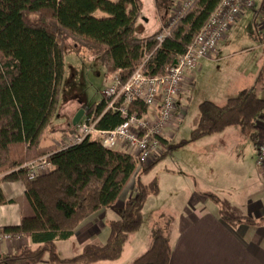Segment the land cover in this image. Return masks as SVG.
I'll use <instances>...</instances> for the list:
<instances>
[{
	"label": "trees",
	"instance_id": "16d2710c",
	"mask_svg": "<svg viewBox=\"0 0 264 264\" xmlns=\"http://www.w3.org/2000/svg\"><path fill=\"white\" fill-rule=\"evenodd\" d=\"M220 2L197 0L175 25L172 35L153 52L147 72L163 74L166 66L186 51ZM165 3L168 7L167 0ZM151 6L152 0H0V204L8 202L1 183L22 180L35 211L33 216L24 217L20 225L0 227V235H27L37 245L24 247L20 254L2 256L0 263L19 264L23 259L40 262L45 255L63 264L79 259L86 263L117 260L130 235L142 227L147 200L160 193V186L157 179L143 183L141 175L174 145L136 173L137 159L133 155L107 148L96 139L88 138L61 149L42 146V140L58 112L65 71V39L70 37L94 50L107 75L119 72L125 82L146 53H152L158 45L161 29L151 31L154 18L145 15ZM98 10L108 16L97 17ZM258 80H264V66ZM104 108L105 101L101 100L87 110L101 115ZM138 108L140 112L147 110L144 104ZM263 113L264 98L255 88L240 91L223 105L206 100L200 104V120L190 140L239 126L257 142V121ZM121 122L119 113L109 111L101 116L99 127L112 129ZM44 155H48L52 170L37 178L29 177L23 165ZM133 177L137 194L126 200L123 216L109 223L108 242L86 244L81 255L62 258L57 241L70 238L76 227L94 212L114 205ZM199 192L233 226L264 223V218L232 216L216 192ZM172 226L173 216L160 213L153 225L149 248L132 264H170Z\"/></svg>",
	"mask_w": 264,
	"mask_h": 264
},
{
	"label": "crops",
	"instance_id": "0c3cea01",
	"mask_svg": "<svg viewBox=\"0 0 264 264\" xmlns=\"http://www.w3.org/2000/svg\"><path fill=\"white\" fill-rule=\"evenodd\" d=\"M259 10L260 12H255V17L258 14L262 17L263 10ZM168 13L169 7L165 9V15ZM217 54L210 59H203L200 62L199 71L203 68V61H214ZM216 72L217 68L212 66V78ZM241 74L244 77L239 83L236 80L233 83L228 81L226 84L213 80L220 85L217 84L212 101L223 105L230 97L236 96L244 89L255 88L256 91V87L260 84L258 80L260 72L254 70L250 72V75H245L243 71ZM196 77L197 73L187 78L186 90L179 102L180 106H186V111L178 116L169 128L166 142L169 147L172 145L170 139L174 135V130L179 128L187 116L190 99L188 88L195 83ZM111 79L112 76H109L107 85ZM263 116L264 113L261 117ZM259 120L260 123H264L261 119ZM58 121H60L59 118ZM52 124L53 122L48 128ZM260 127L262 126L258 125L257 142H254L249 133L244 132L239 126H231L221 132L199 138V142L206 140L204 141L206 145L203 146L205 149L198 158L202 167L198 166L193 175L182 172L184 178H179L175 172L169 173L170 177L166 179V182L176 191L171 203L160 197L163 191V182L160 180V193L148 198L144 208V223L140 230L130 235L121 258L90 263H86L85 259H79L73 264H132L137 257L146 252L150 245L151 235L147 236L146 232L145 236L142 230L149 223L154 225L156 218L162 212L173 216L171 231L173 251L170 264H264V223L258 225L243 223L233 226L223 220L216 205L199 192L200 190L216 192L222 199L226 211L232 216H249L256 220L264 218V167L256 163ZM46 132L42 146L54 145L61 149L65 145L58 142L59 137L56 132L49 135ZM211 142L212 148H207ZM179 165L182 167L180 163ZM166 182L165 186L168 187ZM211 184L212 188L206 186ZM1 188L8 202L0 204V227L20 225L24 217L35 214L26 194V185L22 180L3 181ZM137 191L136 177H133L114 205L94 212L76 227L70 238L57 241L60 256L73 258L82 254L86 244H106L111 233L109 223L123 216L126 200L135 196ZM26 246L34 248L37 245L33 244L30 237L23 234L12 238L0 236V257L20 254ZM57 263L61 262H53L48 255H45L40 262L23 259L19 264Z\"/></svg>",
	"mask_w": 264,
	"mask_h": 264
},
{
	"label": "built area",
	"instance_id": "2783aa9c",
	"mask_svg": "<svg viewBox=\"0 0 264 264\" xmlns=\"http://www.w3.org/2000/svg\"><path fill=\"white\" fill-rule=\"evenodd\" d=\"M196 1L177 0L172 3L169 13L163 17L156 48L152 53H146L141 64L125 82L121 80L119 72L112 75L111 81L102 91L105 101L103 113L97 115L96 111L86 110L62 148L81 143L88 138L96 139L107 148L120 149L133 155L137 159L136 173L168 150V145L164 142H167L169 128L176 118L186 111V106H180L179 102L181 95L185 93L188 76L193 77L200 62L203 59H210L218 52L219 46L233 26L241 20L245 10L254 9L257 2V0H221L186 51L176 56L173 63L166 66L163 74H149L146 65L153 52L172 35L175 25ZM262 10L261 21L264 27V7ZM139 104L146 105L147 110L140 112ZM109 111L119 113L122 122L112 129L100 128L101 116ZM259 119L264 121V116ZM259 119L257 126L262 127H260L256 163L264 167V123H260ZM23 166L28 170L31 178L47 174L53 168L48 155L31 160ZM0 236L12 238L19 235Z\"/></svg>",
	"mask_w": 264,
	"mask_h": 264
},
{
	"label": "rangeland",
	"instance_id": "374dc122",
	"mask_svg": "<svg viewBox=\"0 0 264 264\" xmlns=\"http://www.w3.org/2000/svg\"><path fill=\"white\" fill-rule=\"evenodd\" d=\"M174 1L176 2L177 0H167L168 7ZM165 5V0H152V6L148 7L145 15L154 18L151 31L161 29L163 17L167 16L165 15V9L167 8ZM260 7H264V0H257L254 9L245 10L242 20L229 33L223 44L219 46L218 54L216 53L214 61L205 60L202 62L203 68L200 71L199 69L197 70L196 81L189 87L188 94L190 99L188 100L187 116L179 128L174 130V135L170 139L171 144L174 146L147 173L141 175L142 181L146 184H149L154 179L158 180L159 186L161 185L160 180L163 182V191L161 190L162 192L160 193L161 199L171 203L173 202V194H176L175 189H172L166 182V179L170 177L169 173L175 172L179 178H184V173L182 172L193 175L198 166L202 164L198 162V158L205 149L203 146L206 145L204 143L206 140H201V142H199V138L190 140L191 133L197 127L200 119V104L206 100L212 101V96H215L214 93L217 89L216 86L217 84L220 85L218 82L222 81V83L226 84L228 81L233 83L236 80L239 83L244 77L241 72L244 71L245 75H250V72L252 73L254 70L255 72H260L264 66V27L261 21V14L255 17V12H260ZM95 15L97 17L108 16L107 13L101 10H98ZM64 48L65 71L60 91L58 112L52 119L53 124L46 132L47 135L56 132L59 137L58 142H62V144L67 143L74 131L72 122L78 110L81 108L87 110L91 105L104 99L102 90L109 79L100 55L94 50L79 44L70 37L65 39ZM212 66L217 68L213 78ZM259 82L256 92L260 97L264 98V80ZM58 118L60 121H58ZM183 140L187 141L182 143ZM207 148H212V142ZM165 182L168 187L165 186ZM198 186L200 187V185ZM206 186H211L210 188H212V184ZM151 228L153 229V225L147 224L142 233L146 236L147 232V236L150 237Z\"/></svg>",
	"mask_w": 264,
	"mask_h": 264
},
{
	"label": "water",
	"instance_id": "95a60500",
	"mask_svg": "<svg viewBox=\"0 0 264 264\" xmlns=\"http://www.w3.org/2000/svg\"><path fill=\"white\" fill-rule=\"evenodd\" d=\"M85 112H86L85 108H81V109L78 110V112L76 113V115L73 118V122L72 123H73L74 126H76L80 122V120L84 116Z\"/></svg>",
	"mask_w": 264,
	"mask_h": 264
}]
</instances>
